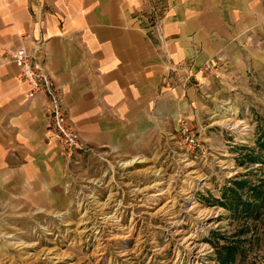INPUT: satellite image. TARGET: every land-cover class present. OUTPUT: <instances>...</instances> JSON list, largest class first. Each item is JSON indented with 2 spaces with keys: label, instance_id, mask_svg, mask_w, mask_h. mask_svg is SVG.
Returning <instances> with one entry per match:
<instances>
[{
  "label": "crops",
  "instance_id": "0c3cea01",
  "mask_svg": "<svg viewBox=\"0 0 264 264\" xmlns=\"http://www.w3.org/2000/svg\"><path fill=\"white\" fill-rule=\"evenodd\" d=\"M40 40L37 61L91 151L182 127L213 135L204 121L220 101L264 98V0H0V208L15 214L68 204L46 98L4 57Z\"/></svg>",
  "mask_w": 264,
  "mask_h": 264
},
{
  "label": "rangeland",
  "instance_id": "374dc122",
  "mask_svg": "<svg viewBox=\"0 0 264 264\" xmlns=\"http://www.w3.org/2000/svg\"><path fill=\"white\" fill-rule=\"evenodd\" d=\"M204 123L213 135L187 129L200 147L175 131L123 151L77 153L64 209L0 208L2 223L18 219L0 228V264H222L228 247L225 264H264V98L220 101ZM157 186L168 191L152 204Z\"/></svg>",
  "mask_w": 264,
  "mask_h": 264
},
{
  "label": "built area",
  "instance_id": "2783aa9c",
  "mask_svg": "<svg viewBox=\"0 0 264 264\" xmlns=\"http://www.w3.org/2000/svg\"><path fill=\"white\" fill-rule=\"evenodd\" d=\"M155 3L152 4L155 12ZM152 25L158 26L156 22ZM42 51V40L36 41L31 47L20 46L5 50L4 57L18 68L17 77L29 84L27 95L33 96L42 93L46 98L47 126L52 132V139L57 144L59 154L70 161L80 151H88L84 146L69 121L67 112L58 87L53 82L48 72L38 63L37 56ZM207 67V65H205ZM182 136L181 142L188 148L201 146L193 131L182 127L179 130Z\"/></svg>",
  "mask_w": 264,
  "mask_h": 264
},
{
  "label": "bare ground",
  "instance_id": "6f19581e",
  "mask_svg": "<svg viewBox=\"0 0 264 264\" xmlns=\"http://www.w3.org/2000/svg\"><path fill=\"white\" fill-rule=\"evenodd\" d=\"M187 184V183H186ZM158 185H162V181L159 183L158 182ZM191 184H189V186H190ZM158 187V186H157ZM159 188V187H158ZM156 188V191H154V192H151L150 193V195H149V199H150V202L152 203V204H154V203H156V201H158L159 200V198L163 195V194H166V191H168V189H163V188ZM188 192L189 191H186V197L185 198H188L189 196H188ZM191 196V195H190ZM149 202V203H150ZM192 206V205H191ZM203 213V212H202ZM206 213V212H205ZM176 217V216H175ZM203 217V216H202ZM205 217V216H204ZM112 218V217H111ZM114 218V217H113ZM206 218V217H205ZM209 218V216L207 215V219ZM114 223V222H113ZM173 225H175V223L173 222ZM132 228V227H131ZM130 231H131V229L128 231L129 233H130ZM127 237V234L125 235L124 233L122 234V233H120V234H118V237ZM194 237V236H193ZM186 242V241H185ZM188 242V241H187ZM186 242V243H187ZM188 246H190L191 248H197L198 246H197V244H195V242L194 241H191L190 240V242H188ZM101 248V247H100ZM104 251V250H103ZM197 257V256H196ZM199 258L197 257V259L196 260H198Z\"/></svg>",
  "mask_w": 264,
  "mask_h": 264
},
{
  "label": "trees",
  "instance_id": "16d2710c",
  "mask_svg": "<svg viewBox=\"0 0 264 264\" xmlns=\"http://www.w3.org/2000/svg\"><path fill=\"white\" fill-rule=\"evenodd\" d=\"M228 251L227 253L225 254V256H222V255H217V258L219 260L220 263L222 264H225L226 262H229L231 259V256H232V252H233V248L232 247H228L227 248Z\"/></svg>",
  "mask_w": 264,
  "mask_h": 264
}]
</instances>
